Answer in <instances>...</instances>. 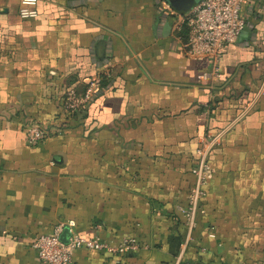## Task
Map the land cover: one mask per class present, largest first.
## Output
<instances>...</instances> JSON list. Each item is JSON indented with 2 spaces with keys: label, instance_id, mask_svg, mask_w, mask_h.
Segmentation results:
<instances>
[{
  "label": "crops",
  "instance_id": "0c3cea01",
  "mask_svg": "<svg viewBox=\"0 0 264 264\" xmlns=\"http://www.w3.org/2000/svg\"><path fill=\"white\" fill-rule=\"evenodd\" d=\"M163 3L37 0L25 19L0 0V264H41L33 239L58 224L140 245L72 264H264V0L244 6L218 76L186 57L185 11ZM98 75L101 93L66 114V92ZM33 126L48 139L29 144ZM205 135L218 144L189 233L179 208Z\"/></svg>",
  "mask_w": 264,
  "mask_h": 264
},
{
  "label": "built area",
  "instance_id": "2783aa9c",
  "mask_svg": "<svg viewBox=\"0 0 264 264\" xmlns=\"http://www.w3.org/2000/svg\"><path fill=\"white\" fill-rule=\"evenodd\" d=\"M262 0H199L187 12L178 15L176 28L185 34L186 41L183 47L187 58L195 61H208L215 76L219 75V64L224 49L228 45L237 44L243 30L248 27V19L243 8L249 3L259 4ZM37 0H21L20 16L33 18L36 16ZM164 10H170L167 3ZM102 77L92 78L82 93L74 89L66 92L64 109L68 114L82 111L102 91ZM51 132L40 126L27 129L26 141L35 144L45 141ZM197 149L198 162L192 169L195 183L189 191L187 205L180 207L184 224L191 233L195 227L197 212L205 196L208 174L210 172L209 154L218 144V135H205L200 138ZM65 227L58 224L52 234L38 235L33 239L32 248L36 252L41 264H72L73 255L79 249L106 252L109 254H129L140 249L134 238H124L119 245H111L99 238H83L79 235H70L67 242L61 240ZM187 264V263H183Z\"/></svg>",
  "mask_w": 264,
  "mask_h": 264
},
{
  "label": "water",
  "instance_id": "95a60500",
  "mask_svg": "<svg viewBox=\"0 0 264 264\" xmlns=\"http://www.w3.org/2000/svg\"><path fill=\"white\" fill-rule=\"evenodd\" d=\"M168 3L169 7L172 9H177L181 11H188L198 0H164ZM69 230L65 228L63 234L61 235V240L67 242L69 238Z\"/></svg>",
  "mask_w": 264,
  "mask_h": 264
},
{
  "label": "trees",
  "instance_id": "16d2710c",
  "mask_svg": "<svg viewBox=\"0 0 264 264\" xmlns=\"http://www.w3.org/2000/svg\"><path fill=\"white\" fill-rule=\"evenodd\" d=\"M105 83H104V80H102V86L104 85ZM66 113V112H65ZM66 114H68V113H66Z\"/></svg>",
  "mask_w": 264,
  "mask_h": 264
},
{
  "label": "rangeland",
  "instance_id": "374dc122",
  "mask_svg": "<svg viewBox=\"0 0 264 264\" xmlns=\"http://www.w3.org/2000/svg\"><path fill=\"white\" fill-rule=\"evenodd\" d=\"M164 7V5H162ZM75 115V114H74Z\"/></svg>",
  "mask_w": 264,
  "mask_h": 264
}]
</instances>
